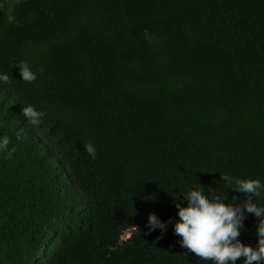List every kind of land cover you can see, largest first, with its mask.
Wrapping results in <instances>:
<instances>
[{"label":"trees","instance_id":"trees-1","mask_svg":"<svg viewBox=\"0 0 264 264\" xmlns=\"http://www.w3.org/2000/svg\"><path fill=\"white\" fill-rule=\"evenodd\" d=\"M0 72V264H212L181 247L175 202L264 181V0H0Z\"/></svg>","mask_w":264,"mask_h":264},{"label":"clouds","instance_id":"clouds-1","mask_svg":"<svg viewBox=\"0 0 264 264\" xmlns=\"http://www.w3.org/2000/svg\"><path fill=\"white\" fill-rule=\"evenodd\" d=\"M147 39L151 36L146 32ZM18 67L22 81L34 83L38 78V72L42 73L43 68L38 71L26 61H20ZM14 78L6 72H0V83L11 84ZM23 117L33 126H39L42 118L47 114L38 111L34 106H24ZM22 129L16 132L17 141L22 139ZM10 138L0 136V153L9 149ZM85 152L95 159L96 147L91 143L84 145ZM14 151V149L12 150ZM9 152V156H11ZM228 189L243 193L246 197L242 203L227 202L228 195L216 193L213 189L205 190L204 187L190 189L181 192L183 200L187 201L182 206V201H176L178 209V220L174 223V233L182 237L179 241L181 247L212 264H237L243 258V264H261L264 261V204L259 198L264 195V181L260 179H244L221 175ZM236 198H233L235 201ZM247 214L257 218L256 235L257 246L245 245L239 239L241 230L244 228V221ZM168 222L162 221L155 213L148 217V228L150 231L159 229L166 232Z\"/></svg>","mask_w":264,"mask_h":264},{"label":"rangeland","instance_id":"rangeland-1","mask_svg":"<svg viewBox=\"0 0 264 264\" xmlns=\"http://www.w3.org/2000/svg\"><path fill=\"white\" fill-rule=\"evenodd\" d=\"M129 236H130V234L128 233V234L126 235V238H129Z\"/></svg>","mask_w":264,"mask_h":264}]
</instances>
